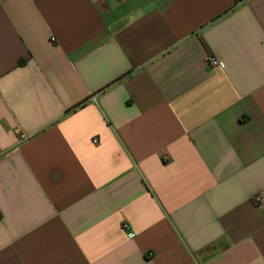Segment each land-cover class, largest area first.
Returning a JSON list of instances; mask_svg holds the SVG:
<instances>
[{
  "label": "crops",
  "instance_id": "1",
  "mask_svg": "<svg viewBox=\"0 0 264 264\" xmlns=\"http://www.w3.org/2000/svg\"><path fill=\"white\" fill-rule=\"evenodd\" d=\"M257 193L264 0H0V264H264Z\"/></svg>",
  "mask_w": 264,
  "mask_h": 264
},
{
  "label": "built area",
  "instance_id": "2",
  "mask_svg": "<svg viewBox=\"0 0 264 264\" xmlns=\"http://www.w3.org/2000/svg\"><path fill=\"white\" fill-rule=\"evenodd\" d=\"M205 62L212 69H215L219 66L218 59L213 55L207 54L205 56ZM25 137L26 136L24 134H19V138L24 139ZM252 201H253V203H255L257 205H261L264 203V198L262 197V195L260 193H257L256 195L253 196ZM122 226H123V229H125V231L128 230V224L127 223H123Z\"/></svg>",
  "mask_w": 264,
  "mask_h": 264
},
{
  "label": "trees",
  "instance_id": "3",
  "mask_svg": "<svg viewBox=\"0 0 264 264\" xmlns=\"http://www.w3.org/2000/svg\"><path fill=\"white\" fill-rule=\"evenodd\" d=\"M23 62H24V61H22V60H19V64H23Z\"/></svg>",
  "mask_w": 264,
  "mask_h": 264
}]
</instances>
